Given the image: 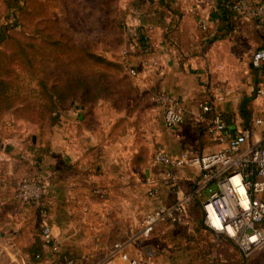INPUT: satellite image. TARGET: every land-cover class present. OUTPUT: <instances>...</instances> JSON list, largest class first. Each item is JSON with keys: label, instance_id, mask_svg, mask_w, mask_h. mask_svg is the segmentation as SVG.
Segmentation results:
<instances>
[{"label": "crops", "instance_id": "crops-1", "mask_svg": "<svg viewBox=\"0 0 264 264\" xmlns=\"http://www.w3.org/2000/svg\"><path fill=\"white\" fill-rule=\"evenodd\" d=\"M231 1L126 0L123 6L129 10L128 24L144 27L151 23L154 27L149 41L144 39L130 49L128 61L137 74L132 76L135 92L124 104L116 105L113 98L109 115L105 98L93 108L73 100L61 110L60 122L44 136L38 124L13 114L0 119V259L17 260L16 253L23 245L33 244L41 236L38 230L43 215L39 208L23 205L10 196L23 175H39L50 183L45 204L54 235L78 264L87 253L81 245L111 241L109 236L115 232L106 225L108 219L100 217L102 211L93 202V188L108 186L112 193L114 181L120 182L121 194H134L126 181L136 176L137 166L141 165L133 162L141 159L140 140L151 147L140 169L144 171L142 186L147 190V176H155L160 170L152 160L157 145L171 153H205L224 146L208 133L212 113L200 116L201 100L213 101L233 131L250 129L254 133L252 140L262 137L264 122L258 124L256 118L264 119V101L257 92L258 83L264 81V71L252 66L251 55L264 45V26L258 27L239 15L230 6ZM159 89L182 100V123L167 124L161 108L151 98ZM177 172L182 189H192L196 167L186 165ZM202 197L190 203L187 219L178 224L180 228L171 230L168 223L158 224L162 225L165 242L161 243L162 252L153 249L152 264H244V255L234 241L203 226ZM174 198L170 187L159 184L155 196H145V212ZM82 200L83 205L77 207L76 202ZM124 207L119 219L126 229L123 235L129 236L124 239L126 249L130 255L141 257L152 237L143 238L137 231L128 235L133 224L127 225L126 220L143 205L134 201L132 207ZM136 226L139 229V221ZM217 241L227 249L224 253L218 249ZM45 250L48 263L66 264L49 247L45 246Z\"/></svg>", "mask_w": 264, "mask_h": 264}, {"label": "built area", "instance_id": "built-area-1", "mask_svg": "<svg viewBox=\"0 0 264 264\" xmlns=\"http://www.w3.org/2000/svg\"><path fill=\"white\" fill-rule=\"evenodd\" d=\"M230 6L243 18L254 21L256 26H264V3L260 0H237L231 2ZM153 27L151 23L144 27L127 26L131 42L123 47L122 60L131 76H136L137 72L128 61L130 49L138 43L139 37L149 41ZM203 27H207L206 21H203ZM251 64L259 69L264 67V45L254 49ZM257 92L264 101V81L258 83ZM151 98L161 108L167 124L174 126L184 121V107L178 96L159 89L151 94ZM199 107L201 117L204 113H212L207 131L224 146L205 153L189 150L171 153L160 144L155 147L152 160L160 170L155 176H147V194L155 196L158 185L164 184L175 193V198L170 203L146 211L139 220L137 235L150 237L160 223H184L190 203L202 197V193L209 189L200 203L203 226L215 234L231 239L245 257H252L264 249V134L259 139L252 140L254 133L250 129L233 131L223 112L210 99L199 101ZM256 122L263 123V117H257ZM186 165H192L198 170L194 186L190 190L182 189L177 172ZM212 183L216 184V188L210 187ZM93 192L105 197L107 188L96 186ZM49 193L50 183L47 180L39 175L26 174L14 185L10 196L23 205L39 208L43 215L41 237L44 245L66 264H77L54 235L49 209L45 204ZM126 245V240H117L107 257L96 264L153 263V249H147L141 257L132 256Z\"/></svg>", "mask_w": 264, "mask_h": 264}, {"label": "trees", "instance_id": "trees-1", "mask_svg": "<svg viewBox=\"0 0 264 264\" xmlns=\"http://www.w3.org/2000/svg\"><path fill=\"white\" fill-rule=\"evenodd\" d=\"M21 2H8V6L16 7L10 17L16 28L24 26V19H20L16 11L25 10ZM37 2L46 6L53 4L60 10L36 14L31 27L15 29L12 34L5 26L0 28V43L11 46L0 49V119L11 113L18 119L38 124L44 136L60 122L61 110L70 106L73 100L93 108L100 99L113 97L115 104L121 105L133 95L135 84L122 59L104 55L98 45L89 47L68 38L64 0ZM128 13L129 10L124 8L120 18L112 15V20H119L121 24L117 46L122 49L131 42L127 32ZM143 40L144 37L138 38V42ZM87 67L91 69L88 73ZM261 70L264 71V67ZM120 121L122 123L123 118ZM147 154L148 151L141 148L138 155L144 160L133 159V162H145ZM32 245L29 251L38 261L45 255L42 237L37 236Z\"/></svg>", "mask_w": 264, "mask_h": 264}, {"label": "rangeland", "instance_id": "rangeland-1", "mask_svg": "<svg viewBox=\"0 0 264 264\" xmlns=\"http://www.w3.org/2000/svg\"><path fill=\"white\" fill-rule=\"evenodd\" d=\"M9 1L10 0H0V28L2 26H5L9 34L14 33L15 29L31 27V25L36 21L37 15H42L45 12L51 13V11L53 10L58 12L60 10L59 7L53 4L46 6L43 3H38V0H22L21 3L24 5L25 10L21 11V9H17L16 11L18 15H20V19H24V26L19 25L16 28V26H12L13 19L10 18L13 15L16 7L8 6ZM81 1L82 0H64L63 10H65L67 13L66 24L68 27V38H70L72 41H80V43L82 42L84 44H87L89 45V47L94 46L95 48V45H98L99 51L104 55L110 58L117 57L119 59H122V48L117 46V41L119 39L120 31L122 28L119 20H112V15L116 14V17L120 18V16L122 15V10L125 8L123 6V3L126 0H86L89 2L87 4ZM92 9H94L95 11H93ZM96 23H98V25H95ZM75 32H77L78 34H81L80 32H82L86 33L87 35L80 36ZM10 47V44L5 45L4 43H0V49H9ZM85 71L86 73H88L91 71V69L87 67L85 68ZM104 103L106 105L105 107H107L106 114L111 115V110L108 109L111 106V103H113V97L105 98ZM140 142L142 146L141 148L144 149V152L147 150L148 153H150L151 147L142 140H140ZM141 160L143 161L144 159ZM140 164L142 165V162H140ZM141 165L137 166L138 171L136 172V176L129 181H126V186L132 187V189L134 190V194L126 192L125 194H121L120 192L122 191V187L119 184L120 182L118 183L114 181L111 182L114 186L112 193L110 192V189H107V194L105 197H101L94 193L95 196L92 197L93 202L94 204L98 205L99 209L102 211L100 217H104L105 220L108 219L106 221L104 220L106 222V225L110 227L109 230L114 229L115 232L109 236V240H111L112 242L105 241L102 244L98 243L93 245H81V249H83L85 253L87 250V253L85 256L86 258L82 259L83 261L79 262L78 264L98 263L103 259V257H105L115 240H124L129 237H125L123 235V232L126 231V229L123 227V222L121 220L125 210L124 206L127 207L128 205H130V207H132L134 201H137V203H139L140 201L143 207L142 209L136 210L134 215H131L132 217L129 216L130 218H127L128 220H126V223L127 225L133 224V227H131L132 231H130L128 235H132L133 233H136V231H138L136 223L145 213V209L148 208V202L145 200V196L148 195L147 190L142 186L144 171L140 170L142 169ZM99 186L106 187L104 185ZM211 188H216V184L213 183L211 185ZM83 202L85 201L82 200V202H76V206L78 207L80 205H83ZM87 203L89 204L90 202L87 201ZM192 213V216L194 217V211ZM168 224L169 226H172L169 228L171 230L174 228H180V225L178 224ZM161 226L162 225H159L152 233V236H150L152 237V239L149 242L151 243V245H149L148 249H159L160 252H162L160 247H163L161 243L164 241V237L162 236ZM38 232H41L40 226ZM32 246V244L23 245V247L21 248V252L16 253L17 260L10 261L8 259H0V264H19L18 261H20L22 264H47L49 262L47 251L44 250L45 255L37 261L33 258L29 251L30 247ZM217 247L222 253L227 250L223 245L218 244V241ZM157 255L158 254H156V256ZM244 264H264V249L257 252L252 257L247 258L244 256Z\"/></svg>", "mask_w": 264, "mask_h": 264}, {"label": "water", "instance_id": "water-1", "mask_svg": "<svg viewBox=\"0 0 264 264\" xmlns=\"http://www.w3.org/2000/svg\"><path fill=\"white\" fill-rule=\"evenodd\" d=\"M79 107H80V108H84V107H85V105H80Z\"/></svg>", "mask_w": 264, "mask_h": 264}]
</instances>
